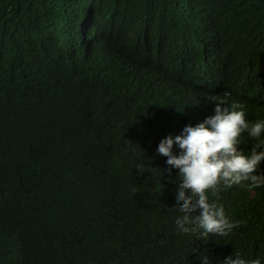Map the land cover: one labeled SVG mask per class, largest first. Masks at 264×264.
<instances>
[{
	"label": "clouds",
	"instance_id": "obj_1",
	"mask_svg": "<svg viewBox=\"0 0 264 264\" xmlns=\"http://www.w3.org/2000/svg\"><path fill=\"white\" fill-rule=\"evenodd\" d=\"M165 2V26L149 14L136 27V43L103 37L107 20L100 34L62 37L49 59L58 72L51 96L29 113L39 126L43 107L59 120L83 116L91 133L79 143L92 160L107 148L118 152L125 138L129 159L155 174L178 170L176 201L168 205L176 231L212 236L225 251L229 237L232 247L250 235L264 242V222L254 213H264V34L254 28L232 45L228 35L239 31L219 16L221 0ZM36 73L28 50L10 67L12 80L0 95L20 80L36 88ZM245 256L237 252L222 264H262ZM201 259L209 264L207 255Z\"/></svg>",
	"mask_w": 264,
	"mask_h": 264
},
{
	"label": "trees",
	"instance_id": "obj_2",
	"mask_svg": "<svg viewBox=\"0 0 264 264\" xmlns=\"http://www.w3.org/2000/svg\"><path fill=\"white\" fill-rule=\"evenodd\" d=\"M216 6L239 31L227 43L252 37L254 28L264 34V0ZM166 7L165 0H0V85L12 80L10 67L28 50L37 71L36 88L20 80L0 95V264H203L201 254L209 264H222L237 252L264 264V242L251 235L234 247L229 237L225 251L212 236L176 231L168 205L176 201L178 170L173 177L155 174L129 159L125 138L118 152L107 148L92 160L79 143L91 133L83 116L59 120L58 112L43 107L39 126L29 113L51 96L58 72L49 59L62 37L78 42L86 32L100 34L107 20L103 37L136 43L140 20L154 12L151 20L165 26ZM254 213L264 222L263 212Z\"/></svg>",
	"mask_w": 264,
	"mask_h": 264
}]
</instances>
